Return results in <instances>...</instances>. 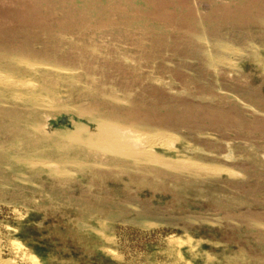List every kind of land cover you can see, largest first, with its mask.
Here are the masks:
<instances>
[{
	"label": "rangeland",
	"instance_id": "374dc122",
	"mask_svg": "<svg viewBox=\"0 0 264 264\" xmlns=\"http://www.w3.org/2000/svg\"><path fill=\"white\" fill-rule=\"evenodd\" d=\"M263 19L0 0V262L264 264Z\"/></svg>",
	"mask_w": 264,
	"mask_h": 264
},
{
	"label": "bare ground",
	"instance_id": "6f19581e",
	"mask_svg": "<svg viewBox=\"0 0 264 264\" xmlns=\"http://www.w3.org/2000/svg\"><path fill=\"white\" fill-rule=\"evenodd\" d=\"M137 140H140V143L142 144V150H145V142L144 141H142V139L141 138H139V137H135ZM140 146V145H139ZM21 250V249H20ZM0 264H10L9 262H0Z\"/></svg>",
	"mask_w": 264,
	"mask_h": 264
},
{
	"label": "crops",
	"instance_id": "0c3cea01",
	"mask_svg": "<svg viewBox=\"0 0 264 264\" xmlns=\"http://www.w3.org/2000/svg\"><path fill=\"white\" fill-rule=\"evenodd\" d=\"M263 20H264V19H263ZM259 24H263V25H264V21L259 20Z\"/></svg>",
	"mask_w": 264,
	"mask_h": 264
},
{
	"label": "water",
	"instance_id": "95a60500",
	"mask_svg": "<svg viewBox=\"0 0 264 264\" xmlns=\"http://www.w3.org/2000/svg\"><path fill=\"white\" fill-rule=\"evenodd\" d=\"M61 122H64V119H61Z\"/></svg>",
	"mask_w": 264,
	"mask_h": 264
}]
</instances>
